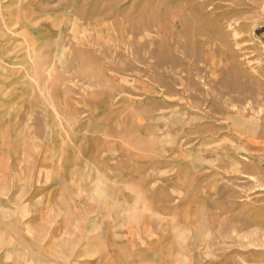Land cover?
Returning a JSON list of instances; mask_svg holds the SVG:
<instances>
[{
    "label": "rangeland",
    "instance_id": "374dc122",
    "mask_svg": "<svg viewBox=\"0 0 264 264\" xmlns=\"http://www.w3.org/2000/svg\"><path fill=\"white\" fill-rule=\"evenodd\" d=\"M0 11L15 16L0 36L15 46L0 50V84L22 55L34 79L0 86L3 144L6 103L38 92L47 124L64 126L58 138L121 146L115 159L77 163L80 175L150 190L140 201L156 206L143 207L154 221L115 245L129 263L264 264V0H0ZM4 229L0 264H99L96 232L88 258L76 243L73 257L50 259L5 242Z\"/></svg>",
    "mask_w": 264,
    "mask_h": 264
},
{
    "label": "crops",
    "instance_id": "0c3cea01",
    "mask_svg": "<svg viewBox=\"0 0 264 264\" xmlns=\"http://www.w3.org/2000/svg\"><path fill=\"white\" fill-rule=\"evenodd\" d=\"M26 14V10H21L15 16L23 18ZM12 15L0 11V36L9 32L8 24L15 17ZM41 42L38 40L37 47ZM6 44L9 43L0 42V50ZM8 46L13 48L11 51L15 50L13 42ZM11 61L9 66L21 67L22 70L14 76L2 74L1 88L9 83L24 85L26 79L34 81L32 72L23 70L28 66L23 55ZM40 95L36 92L34 102L6 103L5 120L9 122L5 126L13 131V136L4 142L7 149L0 156V226L5 227V242L27 243L33 256L50 259L71 258L78 251L72 244L84 243L82 257L88 258V253L93 251L92 244L97 240L96 232V237L102 241L97 249L99 264H116L102 260L108 254L111 258L110 251L117 252L118 264H131L115 245L120 237L124 239L127 235L137 239L142 234H139L140 227H146L142 222L154 221L151 214L146 215L148 211L143 207L158 213L156 206L153 203L143 206L140 201L141 196L150 195V190L135 183L126 188L111 185L97 188L88 181L90 178L80 175L77 163L115 159L118 154L115 151L121 146L115 140L98 139L97 135H85L79 140L58 138L64 126L56 121L47 124L46 104ZM19 98L20 95L15 99ZM54 109L57 115L63 113L62 107ZM50 131L54 132L53 136ZM19 132L21 140L16 139L15 133ZM3 141H0V148ZM111 175L105 173L108 179ZM84 180L87 182L82 184ZM160 221L170 222L165 218ZM134 226L139 229L125 230ZM151 234L144 236L148 244Z\"/></svg>",
    "mask_w": 264,
    "mask_h": 264
}]
</instances>
